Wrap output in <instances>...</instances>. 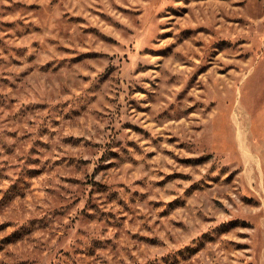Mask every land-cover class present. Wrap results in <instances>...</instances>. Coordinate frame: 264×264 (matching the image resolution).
<instances>
[{"label":"rangeland","instance_id":"374dc122","mask_svg":"<svg viewBox=\"0 0 264 264\" xmlns=\"http://www.w3.org/2000/svg\"><path fill=\"white\" fill-rule=\"evenodd\" d=\"M0 264H264V0H0Z\"/></svg>","mask_w":264,"mask_h":264}]
</instances>
